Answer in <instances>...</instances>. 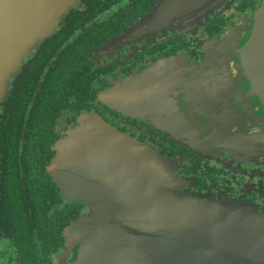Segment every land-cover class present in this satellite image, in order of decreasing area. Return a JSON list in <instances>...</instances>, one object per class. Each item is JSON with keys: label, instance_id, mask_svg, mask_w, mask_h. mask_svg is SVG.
<instances>
[{"label": "flooded vegetation", "instance_id": "1", "mask_svg": "<svg viewBox=\"0 0 264 264\" xmlns=\"http://www.w3.org/2000/svg\"><path fill=\"white\" fill-rule=\"evenodd\" d=\"M161 2L80 0L12 80L0 264H84L87 246L89 264H134L103 254L121 238L110 200L78 194L76 180L66 190L55 172L59 147L93 124L97 140L107 125L171 162L188 194L264 213V104L240 60L262 0L165 15Z\"/></svg>", "mask_w": 264, "mask_h": 264}, {"label": "water", "instance_id": "2", "mask_svg": "<svg viewBox=\"0 0 264 264\" xmlns=\"http://www.w3.org/2000/svg\"><path fill=\"white\" fill-rule=\"evenodd\" d=\"M223 1L163 0L157 14L170 9L183 14ZM79 2L0 0V108L25 60ZM240 60L243 78L264 104V0ZM58 150L54 168L66 190L76 180L78 194L110 200L121 238L108 242L103 254L124 255L134 264H264V213L231 200L188 194L171 162L110 126H103L98 140L94 126L84 129ZM90 252L87 246L84 264H89Z\"/></svg>", "mask_w": 264, "mask_h": 264}, {"label": "rangeland", "instance_id": "3", "mask_svg": "<svg viewBox=\"0 0 264 264\" xmlns=\"http://www.w3.org/2000/svg\"><path fill=\"white\" fill-rule=\"evenodd\" d=\"M163 1V0H162ZM162 3V2H161ZM161 5V4H160ZM130 108H132V106H130ZM93 125H95V124H93ZM93 125L92 126H88V128H86V129H91L92 127H93Z\"/></svg>", "mask_w": 264, "mask_h": 264}, {"label": "trees", "instance_id": "4", "mask_svg": "<svg viewBox=\"0 0 264 264\" xmlns=\"http://www.w3.org/2000/svg\"><path fill=\"white\" fill-rule=\"evenodd\" d=\"M6 98H7V97H6ZM6 98H5V100H6ZM5 100H4V102H5ZM4 102H3V103H4Z\"/></svg>", "mask_w": 264, "mask_h": 264}]
</instances>
